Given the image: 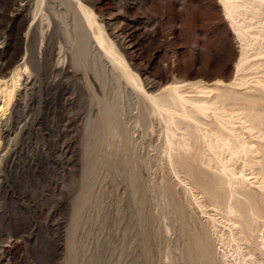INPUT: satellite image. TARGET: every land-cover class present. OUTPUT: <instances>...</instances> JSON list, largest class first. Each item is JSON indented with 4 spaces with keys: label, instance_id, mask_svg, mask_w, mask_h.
Segmentation results:
<instances>
[{
    "label": "rangeland",
    "instance_id": "obj_1",
    "mask_svg": "<svg viewBox=\"0 0 264 264\" xmlns=\"http://www.w3.org/2000/svg\"><path fill=\"white\" fill-rule=\"evenodd\" d=\"M35 1L0 0V264H264V0H83L144 89Z\"/></svg>",
    "mask_w": 264,
    "mask_h": 264
},
{
    "label": "bare ground",
    "instance_id": "obj_2",
    "mask_svg": "<svg viewBox=\"0 0 264 264\" xmlns=\"http://www.w3.org/2000/svg\"><path fill=\"white\" fill-rule=\"evenodd\" d=\"M45 1L46 0H36L35 1V5H34V10L32 12V15L34 17V19L37 18V16L42 13V11H44V6H45ZM66 2L69 3L70 6H72L71 8H73V11L74 13L76 12V16H75V27H76V31H79V32H83L85 34V39H86V42H87V45L90 47L91 50L94 49V47L97 45L101 50H102V54H104L105 58L106 59H109L111 61V64L113 65V67H116V68H119L123 77L126 78V80H128L130 82V84L134 85L135 87H139L140 89H144L143 88V84L141 83V80L139 79V76L138 74H136L135 72H133V70L129 67V65L127 64V62L125 61V57L123 56V54L121 53L122 50H119V47L116 43V41L112 38H110L104 27L97 21L96 19V16L94 14V12L88 8L84 2H82L83 0H74V3H72L70 0H64ZM225 8L226 11H224L225 13H227V20H231L232 21V24L234 26V28H238L239 30V24L244 20H241L242 17H238L240 20L238 22V20L236 21V19H238L237 17L235 18L237 14V12L235 11V6H237L235 3L234 4H231L230 0H220ZM219 1V2H220ZM250 1V0H249ZM262 1V0H261ZM247 3V1H245ZM256 3V2H255ZM263 3V2H262ZM221 4V3H220ZM251 4V3H249ZM235 5V6H234ZM245 5V3H244ZM241 6V7H244ZM255 5V4H254ZM253 5V6H254ZM263 5V4H262ZM89 6V5H88ZM252 6V5H251ZM250 6V7H251ZM260 6V5H259ZM248 7V6H247ZM223 8V9H224ZM254 8V7H253ZM257 8V7H256ZM255 8V9H256ZM262 8V7H261ZM79 9V10H78ZM238 10L240 8H237ZM236 9V10H237ZM72 10V9H71ZM241 10V9H240ZM260 10V9H259ZM263 10V9H262ZM80 11V13L78 12ZM243 11V9H242ZM254 11V10H253ZM257 11V10H256ZM241 13H244V12H241ZM239 13V14H241ZM255 13V12H254ZM259 14V13H258ZM41 15V14H40ZM235 15V16H234ZM241 16V15H239ZM254 17V16H253ZM261 17V16H260ZM244 18V17H243ZM255 18V17H254ZM256 18H257V15H256ZM259 18V17H258ZM246 19V18H245ZM248 19V18H247ZM262 20V19H261ZM25 20H23V23H24ZM54 21V20H53ZM245 21V20H244ZM239 24H238V23ZM254 22V21H253ZM262 22V21H261ZM250 23V22H249ZM231 24V26H232ZM58 25V24H57ZM54 26V25H53ZM246 27V26H245ZM251 27V26H250ZM243 28V27H242ZM246 29V28H244ZM249 29V28H248ZM241 30V29H240ZM245 31V30H244ZM243 31V32H244ZM258 31V30H257ZM78 32V33H79ZM25 33V32H24ZM247 33V32H246ZM244 33V34H246ZM250 33V32H249ZM80 35V33H79ZM240 35V33H239ZM243 35V34H242ZM249 35V34H248ZM238 36V34H237ZM239 38V37H238ZM245 38V37H244ZM24 40V39H23ZM246 42V41H245ZM80 43V42H79ZM96 44V45H95ZM27 45V44H26ZM79 47H78V53L81 55V56H84V53H83V45H82V41L80 44H78ZM96 48V47H95ZM245 50V49H244ZM249 50V49H248ZM77 53V52H76ZM245 53V52H243ZM242 54V53H241ZM244 56V54H242ZM246 55V54H245ZM250 57V56H249ZM248 57V58H249ZM244 58V57H243ZM247 58V59H248ZM18 60V59H17ZM26 63V62H25ZM243 63V59L240 61V64L242 65ZM247 64V63H246ZM245 64V65H246ZM244 65V64H243ZM242 65V66H243ZM12 66V65H11ZM10 66V67H11ZM85 67V66H84ZM239 68V67H238ZM10 69V68H9ZM239 69H242V68H239ZM27 72V67H26V64H23V65H19L17 66L16 68H14V70L12 71V74L11 76L8 78V79H0V112L4 110V106H10L13 102H14V99H15V95L17 93V91L19 90L20 88V85L22 83V79H23V76H24V73ZM240 72V71H238ZM237 72V73H238ZM242 72V71H241ZM26 75V74H25ZM263 86V85H262ZM264 88V87H263ZM23 91V90H22ZM145 91V90H144ZM144 93V92H143ZM146 97L147 99L150 100V104L152 103L151 105V108H153L152 110H156L158 111V113L163 116V118H167V120H169V122L171 121V124L173 123V125H176L174 124L176 122V117L175 115L173 114V112H169L170 110H166V108H164L162 106V104L160 103L159 101V98H157L155 95H148L146 94ZM1 99H5L4 101H1ZM166 100L167 102L170 101L172 104V106L176 107L175 105L176 104H180L182 105V107H184L183 109H185V104L188 103V101H186V99H184L181 95V93L179 92V88H171L168 90V94L166 96ZM163 101H165L163 99ZM168 104V103H167ZM170 104V103H169ZM192 104V103H191ZM189 105L188 104V107L189 106H192V105ZM171 105V104H170ZM206 105V104H205ZM153 106V107H152ZM179 106V105H178ZM209 107V106H208ZM207 105L206 106H195L193 108H196V110L202 112V113H209V110H211L210 108L208 109ZM150 108V107H149ZM7 109V108H6ZM215 110V109H214ZM153 111V113H154ZM172 111V110H171ZM186 111V110H184ZM1 112V113H2ZM192 112V110H191ZM211 113L215 112V111H210ZM219 112V111H218ZM225 112V111H224ZM176 113V112H174ZM185 114V112H183ZM182 113V114H183ZM222 113V112H221ZM4 114V113H2ZM146 113H144L145 115ZM181 114V115H182ZM219 114V113H218ZM232 115V114H231ZM188 116V115H187ZM187 116H184V117H187ZM219 116V115H218ZM216 116V117H218ZM180 117V116H179ZM191 119L190 116H188ZM222 117V116H221ZM220 117V118H221ZM219 118V117H218ZM183 119V116L182 118H180V120ZM187 120V119H186ZM189 120V121H190ZM219 120V119H218ZM235 120V119H234ZM194 121V120H193ZM1 122V121H0ZM192 122V121H191ZM184 123V122H183ZM167 124V123H166ZM197 124V123H196ZM201 127V126H200ZM199 127V128H200ZM177 128V127H176ZM189 129V128H188ZM202 129V128H201ZM193 130V129H192ZM191 130V131H192ZM196 130V129H194ZM189 132V131H188ZM190 133V132H189ZM192 133V132H191ZM198 133V132H197ZM201 133V132H200ZM199 133V134H200ZM203 133V132H202ZM194 134V133H193ZM166 135V134H165ZM173 135V134H172ZM205 135V134H203ZM169 138V137H168ZM191 139V138H190ZM204 139V138H203ZM221 139V138H220ZM192 140V139H191ZM222 140V139H221ZM167 141V140H166ZM172 141V140H171ZM190 141V140H189ZM193 141V140H192ZM191 141V142H192ZM180 142V141H179ZM184 142V141H183ZM186 142V141H185ZM190 142V143H191ZM220 142V141H219ZM216 143V142H215ZM225 143V142H223ZM186 144V143H185ZM214 144V143H212ZM227 144V143H226ZM229 144V143H228ZM218 145V144H217ZM210 146V145H209ZM229 146V145H228ZM220 147V146H219ZM224 147V146H223ZM226 147V146H225ZM230 147V146H229ZM174 148V147H173ZM172 149V148H171ZM208 149V148H207ZM211 149V148H210ZM240 149V148H239ZM222 151V150H221ZM214 152V151H213ZM180 156V155H179ZM204 156V155H203ZM215 156V155H214ZM213 156V157H214ZM216 158V157H215ZM220 158V157H219ZM218 158V159H219ZM216 160V159H215ZM220 160H218L217 162H219ZM211 163V162H210ZM217 164V163H216ZM222 164V163H220ZM224 172V171H223ZM228 173V170L226 171ZM229 176V175H228ZM237 180V179H236ZM232 181V180H231ZM237 187V186H236ZM240 229V228H239ZM240 232V231H239ZM235 235V234H234ZM238 237V236H237ZM234 239V238H233ZM236 239V238H235ZM236 241V240H235ZM262 246H264V244H262ZM240 248V247H239ZM242 250V249H241Z\"/></svg>",
    "mask_w": 264,
    "mask_h": 264
}]
</instances>
